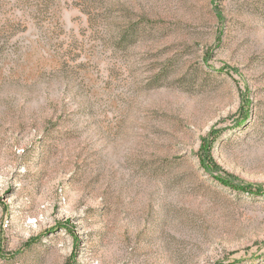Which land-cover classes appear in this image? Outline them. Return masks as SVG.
<instances>
[{
  "label": "rangeland",
  "instance_id": "374dc122",
  "mask_svg": "<svg viewBox=\"0 0 264 264\" xmlns=\"http://www.w3.org/2000/svg\"><path fill=\"white\" fill-rule=\"evenodd\" d=\"M0 264H264V0H0Z\"/></svg>",
  "mask_w": 264,
  "mask_h": 264
}]
</instances>
